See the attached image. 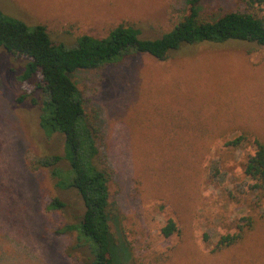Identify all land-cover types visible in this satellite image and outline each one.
Returning a JSON list of instances; mask_svg holds the SVG:
<instances>
[{
	"label": "rangeland",
	"instance_id": "1",
	"mask_svg": "<svg viewBox=\"0 0 264 264\" xmlns=\"http://www.w3.org/2000/svg\"><path fill=\"white\" fill-rule=\"evenodd\" d=\"M186 0H0L3 15L45 25L56 41L74 45L105 38L127 24L156 39L184 15ZM204 0L201 15L257 12L264 3ZM28 59L0 51V264H79L68 257L84 208L74 190H61L37 161L63 155L61 134L40 126L43 95L35 80L20 83ZM85 111L96 110L101 159L112 173L113 233L127 250L125 264H264V220L243 196L253 137L264 143V47L245 41L184 47L159 61L148 54L73 76ZM26 96L22 102L18 99ZM252 137L239 147L235 136ZM34 168V169H33ZM246 192V191H245ZM54 197L64 211L47 209ZM243 217L254 228L235 246L215 251ZM172 219L179 232L162 228ZM124 247V248H125Z\"/></svg>",
	"mask_w": 264,
	"mask_h": 264
},
{
	"label": "trees",
	"instance_id": "2",
	"mask_svg": "<svg viewBox=\"0 0 264 264\" xmlns=\"http://www.w3.org/2000/svg\"><path fill=\"white\" fill-rule=\"evenodd\" d=\"M203 2L186 0L179 23L159 38H146L140 29L121 24L105 38L83 35L74 45L54 40L45 25L30 27L0 11V51L28 59L18 81L24 84L35 80V90L44 97L40 126L45 136H64L63 155L42 158L34 168L49 170L57 188L74 190L82 200L84 212L77 217V222L55 232L75 235L66 255L77 259L82 254L84 259H77L79 264H125L127 247L112 231L116 203L111 200L112 173L100 154L99 115L96 110L91 114L85 111L82 93L73 76L78 71L118 64L138 54L164 61L173 52L203 43L245 41L264 47V18L257 12L228 11L216 19H205L201 15ZM248 2L254 8L255 3H264V0ZM25 97H20L18 102ZM250 139V135L241 133L227 146L239 147ZM252 145L254 154L245 165L248 182L242 193L250 198L253 207L260 208L264 205V143L253 137ZM65 208V202L59 197L52 198L47 207L49 211ZM260 219L264 220V210ZM240 222L236 233L220 237L215 251L235 246L255 225L252 217H243ZM177 232L178 226L172 219L162 228L165 237Z\"/></svg>",
	"mask_w": 264,
	"mask_h": 264
}]
</instances>
